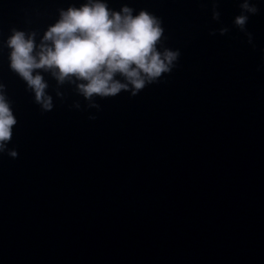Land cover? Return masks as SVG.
Instances as JSON below:
<instances>
[{
  "label": "water",
  "instance_id": "obj_1",
  "mask_svg": "<svg viewBox=\"0 0 264 264\" xmlns=\"http://www.w3.org/2000/svg\"><path fill=\"white\" fill-rule=\"evenodd\" d=\"M84 2L0 0L18 121L0 153V264H264V0L246 32L242 0H106L158 18L175 67L93 101L46 74L44 111L4 42L14 29L39 42Z\"/></svg>",
  "mask_w": 264,
  "mask_h": 264
},
{
  "label": "clouds",
  "instance_id": "obj_2",
  "mask_svg": "<svg viewBox=\"0 0 264 264\" xmlns=\"http://www.w3.org/2000/svg\"><path fill=\"white\" fill-rule=\"evenodd\" d=\"M240 9L233 24L246 32L250 16L259 8L253 0H242ZM134 13L127 5L116 11L106 0H85L79 7L61 10L39 42L36 33L14 29L4 42L9 68L44 111L53 109L46 74L58 85L74 84L87 101L115 98L123 92L136 96L170 74L180 52L162 45L164 29L158 18L143 10ZM226 31L222 29L221 35ZM17 123L0 84V153L11 143ZM9 155L15 158L18 153L12 150Z\"/></svg>",
  "mask_w": 264,
  "mask_h": 264
}]
</instances>
